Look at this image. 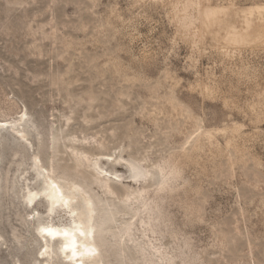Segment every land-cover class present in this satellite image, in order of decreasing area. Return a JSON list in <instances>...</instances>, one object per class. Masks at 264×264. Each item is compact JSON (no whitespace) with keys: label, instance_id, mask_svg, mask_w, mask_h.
<instances>
[{"label":"rangeland","instance_id":"374dc122","mask_svg":"<svg viewBox=\"0 0 264 264\" xmlns=\"http://www.w3.org/2000/svg\"><path fill=\"white\" fill-rule=\"evenodd\" d=\"M179 1L0 0V264L72 263L40 233L82 215L53 175L97 202L84 264H264V17Z\"/></svg>","mask_w":264,"mask_h":264},{"label":"bare ground","instance_id":"6f19581e","mask_svg":"<svg viewBox=\"0 0 264 264\" xmlns=\"http://www.w3.org/2000/svg\"><path fill=\"white\" fill-rule=\"evenodd\" d=\"M207 4H202V0H180L178 3L182 5V11L187 12L191 8L194 9L200 16L207 18L208 20H222L224 17L228 16L230 11L234 9L235 16L243 19L247 27L249 28L251 23L254 21L253 18L259 19L264 17V2L250 3L245 6L237 7L233 2L229 4H218L212 5L210 0ZM242 22V20H241ZM246 27V28H247ZM230 28V27H229ZM241 29V28H240ZM245 29V28H242ZM246 30V29H245ZM243 32L239 31L237 27H231V38L234 40H239L243 38ZM230 35V34H229ZM22 111V110H21ZM24 111V109H23ZM14 114V113H13ZM17 115V114H16ZM13 117V116H11ZM15 118V117H13ZM12 118V119H13ZM25 117V112L22 113L20 117H16L14 121L15 127H19V132L23 133V120ZM11 119V120H12ZM26 120V119H25ZM10 120L7 116L0 118V129L5 128L9 124ZM7 128V127H6ZM14 128V127H13ZM2 155V154H0ZM1 157V156H0ZM96 169L99 168V164L96 161L93 163ZM162 171L166 170L161 168ZM129 176L137 180V178L145 175V170H143L137 164L128 165ZM54 176V175H53ZM50 177L47 182L48 194L52 197L53 201H62L64 204L70 205L69 201L72 198H81L80 204L82 205V215L79 219L72 220L68 224H58L53 223L42 224L40 227V233L42 236L48 237L50 240H56L55 247L57 253L64 255L72 260L71 264H84V259H95L100 256V246L101 244L95 239L94 230L95 226L93 221H95L96 215V200L90 195L87 189L78 183L70 182L67 185V193L58 186L57 180ZM65 183V182H64ZM67 184V183H66ZM66 187V185H65ZM138 192L133 191L126 193L125 197L129 198L131 194L137 195ZM93 195V194H92ZM80 205V206H81ZM54 210V204L48 206V212L51 213ZM98 217V216H97ZM95 218V219H94ZM97 222V221H95ZM103 247V246H101ZM44 248H51V245L45 244ZM103 249V248H102ZM96 264H106L104 260H97Z\"/></svg>","mask_w":264,"mask_h":264},{"label":"built area","instance_id":"2783aa9c","mask_svg":"<svg viewBox=\"0 0 264 264\" xmlns=\"http://www.w3.org/2000/svg\"><path fill=\"white\" fill-rule=\"evenodd\" d=\"M211 1H218V2H222V1H224V0H211Z\"/></svg>","mask_w":264,"mask_h":264}]
</instances>
